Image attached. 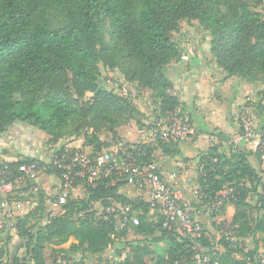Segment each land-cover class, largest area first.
Wrapping results in <instances>:
<instances>
[{
    "label": "trees",
    "instance_id": "1",
    "mask_svg": "<svg viewBox=\"0 0 264 264\" xmlns=\"http://www.w3.org/2000/svg\"><path fill=\"white\" fill-rule=\"evenodd\" d=\"M261 4L264 0H0V136L24 123L45 131L52 143L83 138L94 157L112 145L101 135L116 134L117 126L106 125L115 113L121 111L119 117L124 114L143 126L146 114L123 89L102 82V67L119 68L125 81L153 92L156 117L148 127L181 107L169 67L182 57L175 33L185 20H197L209 33L210 52L227 77L264 83V77H258L264 74V15L256 9ZM107 24L112 45L105 40ZM136 142V163H154L156 149L167 152L176 145L160 138ZM80 152L61 145L46 173L61 180L64 167ZM252 154L241 147L219 150L215 145L199 158L204 202L226 189L234 191L230 202L216 211L235 206L229 231L237 239L225 233L218 243L221 249L204 231L197 237L164 227L158 208L153 220L150 202L120 190L126 179L116 168L93 182L77 177L74 185L81 184L86 196L72 193L64 203L56 201L57 211L49 209L52 196L37 193V205L15 217L12 225L26 256L6 259L13 235L4 224L0 264H61L59 246L71 238L76 241L61 257L66 262L72 252L100 256L114 247L110 264H193L198 250L220 264H247L250 251L241 240L264 244V169L252 164ZM31 163L41 167L35 154L16 161L0 156V183H16L24 177L21 165ZM96 203L102 205L101 213ZM112 203L129 206L139 224L117 228L119 217L107 212ZM251 209L257 213L253 218ZM129 234L143 237L130 239ZM163 242L162 252L154 247Z\"/></svg>",
    "mask_w": 264,
    "mask_h": 264
},
{
    "label": "crops",
    "instance_id": "2",
    "mask_svg": "<svg viewBox=\"0 0 264 264\" xmlns=\"http://www.w3.org/2000/svg\"><path fill=\"white\" fill-rule=\"evenodd\" d=\"M209 40L210 37L203 44L199 43L195 44L193 48L183 49V53L191 51L190 54L188 53L189 59H182L181 57L178 61L170 64L169 76L174 82L181 106L192 117L193 131L186 139L169 148L167 152H164L161 148L156 149L154 161L163 178L179 192L183 201L191 207L195 217L204 226L221 225V222L226 220L230 222L236 209L234 205L227 204L225 210L217 212L216 210L220 208H214L213 204L209 206V203L203 201L199 184L201 174L199 158L202 153L207 152L215 145L218 146L219 150L229 149L231 145L241 147L253 152L250 160L258 170L264 169L262 158L256 149L255 143L245 138L239 139L241 133L239 111L245 105H248V100L251 98L264 96V83L259 80L247 81L239 76L227 77L226 72L218 66L210 52ZM140 110L148 116V119H154L153 116H149L144 108H140ZM142 129L143 127L139 128L141 137ZM22 137V133L17 135V132L12 129L7 130L0 136V156L2 160L16 161L24 155L34 154V152L26 153L21 147ZM101 138L108 141L105 135H101ZM130 140H133V138L128 137V141ZM144 141H150V139H144ZM13 144L16 147V152L10 147H13ZM67 146L88 153L92 152L91 146L86 145L83 138L69 141ZM51 176V174H48L47 180ZM36 180V184H41L42 188L43 179L41 181L38 177ZM57 187L59 189L61 187V180L57 177L55 185L52 182L50 187L44 186V188H48L45 191L48 196L53 197L50 198L48 203L49 207L51 206L53 209L57 199L52 194H55ZM120 190L128 197L150 202L151 194L147 187H138L124 182ZM25 191L33 192L30 191L29 184ZM73 196L80 198L86 196V191L81 184L75 186ZM31 199L32 201L24 200L27 204V210H31L37 205L36 199L34 197ZM95 207L99 210V213L102 212L103 208L100 203H96ZM155 213L157 214L156 210L152 208L150 216L153 220L158 218V214ZM4 224L8 225L5 230H10L11 234L17 239L16 230L11 226L13 220L3 219L0 212V232ZM131 235L134 236L132 238L143 237L142 235ZM165 244L163 242V247H165Z\"/></svg>",
    "mask_w": 264,
    "mask_h": 264
},
{
    "label": "built area",
    "instance_id": "3",
    "mask_svg": "<svg viewBox=\"0 0 264 264\" xmlns=\"http://www.w3.org/2000/svg\"><path fill=\"white\" fill-rule=\"evenodd\" d=\"M189 54L184 53L182 59H188ZM124 93L125 90H123ZM241 133L239 139L251 140L255 143L257 151L264 157V130L259 126L258 117L252 108L244 107L239 114ZM193 131L192 117L182 106L170 111L161 118L154 120L149 127L142 129L143 139H155L178 144L186 139ZM216 139V137H215ZM139 150L136 141L120 140L104 149L94 157L90 153L82 151L76 154L71 163L64 167L65 171L61 179L58 203H64L73 193L77 177L87 176L90 182L100 176H107L118 168L125 176L126 183L138 187H147L151 194L150 203L153 209L158 208L164 216V227L175 229L185 235L200 237L203 224L198 220L191 207H189L162 176L159 168L154 163H136L135 152ZM57 163V162H55ZM39 165L37 163L23 164L20 170L25 177L37 179ZM20 179V180H21ZM15 182L4 181L0 183V212L3 219H14L24 212L25 202L13 198ZM234 195L233 189H226L218 194L210 203L214 208H219L224 203L230 202V196ZM57 207V203L55 205ZM55 209V208H54ZM107 212L119 217L117 228L134 226L139 224L138 216L131 214V208L120 203H112ZM227 235L232 240L229 231V222H226ZM250 253L246 256L247 264H264V244L252 247L246 246ZM62 259L59 262L62 264ZM63 264H66L64 261ZM193 264H220L217 259L209 254H203L201 250L196 252Z\"/></svg>",
    "mask_w": 264,
    "mask_h": 264
},
{
    "label": "rangeland",
    "instance_id": "4",
    "mask_svg": "<svg viewBox=\"0 0 264 264\" xmlns=\"http://www.w3.org/2000/svg\"><path fill=\"white\" fill-rule=\"evenodd\" d=\"M256 9L259 10L264 15V4L256 6ZM208 37H210L209 33L206 31H203L200 28V25L197 22V20L182 21L180 30L175 33V39L178 43L179 48L182 51L183 49L193 48L195 44H199V43L203 44L205 41H207ZM105 40L109 45L113 44L112 31L110 29L109 24H107L105 27ZM190 52L191 51H188L186 53L190 54ZM258 77L263 78L264 74H259ZM101 80L102 82L106 83V86L108 85V83H111L117 89L125 90V92L129 96L132 97L133 102L136 103L139 109L144 108L148 112L149 116L156 117L155 113L153 112L155 111V98H154L153 92L149 89L139 88L135 83H129L125 81V76L122 74L121 69L119 68L111 69L107 67H102ZM246 106L249 107L250 109L252 108V111H254V113L258 117L259 126L261 128L263 127L262 129L264 130V96L260 95L259 97L251 98L250 100H248V105H245V107ZM120 112H117L115 113L116 115L112 116L113 118L110 121V123L106 122V125L111 126L114 124L115 126H117L115 127L116 134H113L108 131H105L102 133L103 135L106 136L109 143L114 144L120 140L128 141V137L133 138V140H130V141L144 140L139 133V128L148 127L152 119L151 118L148 119V116H146V118L142 122L143 126H139L137 125L135 120L128 119V117H126V115L124 114L122 115V117H119ZM20 125H22V127H25L26 129L20 127ZM10 129H12L13 131H16L17 135L19 133H22L23 139H22V142H20L21 147H23L26 153L30 154L34 152V154L39 158V161L41 164V167L38 168L37 178L39 177L41 181L43 179V187H42L43 189L40 186L41 184H36V181H37L36 179L31 180L27 177L22 180H18L15 183V192H14L13 198L17 200H21V201H24V200L32 201L31 198L36 197L37 193H39L41 189L42 191L43 190L46 191L48 189V188H44L45 185L47 187H50L52 182H54V185H55L56 176L52 175L51 178L47 180L48 174L45 171V167L48 163L52 162L53 158L55 157L57 151L60 149L61 145L66 144L68 140L70 139H62L57 143H52L49 140V135L45 131L40 130L38 128L29 127L28 125L24 123H18L12 126ZM10 147L14 149L16 152V147L14 144H13L14 148L12 146ZM262 163L264 165V157L262 158ZM28 184L30 187V191H33L32 193L25 191L28 188ZM58 192H60V189L57 187V189L55 190V194H52V195H55L57 201L59 200ZM209 206H211V203H209ZM58 207H55L54 211H57ZM49 209L52 210L53 208L50 206ZM29 211L30 209L27 210V204L25 202L24 212L18 215L22 216ZM256 214H257L256 211H254V209H251V217L252 218L255 217ZM77 216L78 215H76L75 217ZM14 219H8V221L14 220ZM226 222L227 220L223 221V224H221V226L219 224L211 225V226L203 225V231L206 232V234H209L210 237L213 238L214 244H216L220 249H221V246L218 244L219 240L221 239V237H224L225 233L228 231V229L226 228L227 227ZM259 235H262V234H259ZM128 237L132 239V237L134 236L129 234ZM74 241L76 240H74V238H71L69 241L59 246V248L61 249L60 259L63 255L67 256L66 252L63 249H68ZM22 243L23 242L19 240V237L15 239V236H13V239L10 241L8 245L9 254L8 256H6V259L13 258L17 255L20 257H25L26 250L22 248ZM254 243L255 242L251 240V238H243L240 244L245 245V247L246 246L252 247ZM121 246L123 245L120 244V247ZM156 246L159 247L157 249H159L161 252L163 251V243L154 245V247ZM115 256L116 255H115L114 247H110L109 249L105 250L104 253L100 256L92 255L90 253L72 252L70 256L68 255L69 259H68V262H66V264H110V260L113 259ZM63 263H64V260L62 261V264Z\"/></svg>",
    "mask_w": 264,
    "mask_h": 264
}]
</instances>
